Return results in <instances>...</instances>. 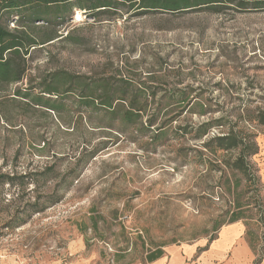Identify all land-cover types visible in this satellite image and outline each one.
Listing matches in <instances>:
<instances>
[{"label":"rangeland","instance_id":"374dc122","mask_svg":"<svg viewBox=\"0 0 264 264\" xmlns=\"http://www.w3.org/2000/svg\"><path fill=\"white\" fill-rule=\"evenodd\" d=\"M131 3L96 17L75 8L44 24L58 38L28 56L22 82L0 84V264H148L156 251L164 257L173 246H207L215 228L240 211L237 193L243 204L253 196L243 194L239 172L228 173L232 184L240 180L236 194L224 192L214 156L201 147L205 138L194 133L223 117L234 124L244 107L264 110V9L238 11L232 4L220 12L138 15ZM7 17L9 29L20 27L16 15ZM59 70L146 83L155 93L150 114L161 102L182 100L183 90L192 107L152 141L155 128L109 129L102 116L90 122L76 94L64 100L62 118L14 95ZM166 123L161 114L158 125ZM243 125L257 134L252 164L264 203V126ZM243 211L255 216L257 209ZM243 222L260 237L252 246L259 264L264 229Z\"/></svg>","mask_w":264,"mask_h":264},{"label":"trees","instance_id":"16d2710c","mask_svg":"<svg viewBox=\"0 0 264 264\" xmlns=\"http://www.w3.org/2000/svg\"><path fill=\"white\" fill-rule=\"evenodd\" d=\"M126 1L132 2L130 10L138 15L141 12L158 10L180 12L206 9L220 12L223 7L232 4H236L234 8L238 11L264 9V0H139L138 2L132 0H0V84L12 85L22 82L28 70V56L36 48L58 38L56 33L44 31V24L50 26L63 20L65 13H72L75 8L89 11L96 17L97 12L117 10L118 3ZM5 15L8 16V20L16 15L20 27L14 30L9 29L4 21ZM36 23H43V25L38 27ZM37 29L41 34L34 36L32 32L36 33ZM34 90H39V93L34 94ZM73 94L78 96L79 106L88 112L90 122H93L94 116L96 120L102 116L99 122L106 123L107 125L103 127L109 129L114 128V123H120L126 129L140 124L145 133L155 128V134L151 137L152 141L165 136L170 129L167 125L172 124L179 117L177 114L182 115L192 107L188 99L189 94L183 90L179 93L182 100L175 104L161 102L150 114L149 97L155 96L151 87L143 82L136 84L119 73L95 78L76 75L65 70L54 71L44 76L38 86L16 89L14 95L23 99L29 106L50 109L62 118L61 114L65 108L64 100ZM204 113L205 111L201 112L202 115ZM161 114L165 116L167 123L159 126L158 120ZM243 124L264 126V110L257 108L251 110L249 107H244L237 121L232 125H228L223 117L203 123L195 129L194 138L198 140L205 138L201 147L215 158L212 165L221 174L219 183L223 186L224 192L236 194L241 187L240 180L232 184L228 173L239 172L246 178L243 194L251 192L253 194L249 201L243 204L240 201L242 193H237L235 208L240 211L232 212L229 221L219 224L214 233L226 224L245 220L253 221L258 227L264 229V203L257 186L259 178L253 172L252 164V158L259 153L260 148L257 143V134L247 130ZM179 129L185 130L183 127ZM212 129H218L220 132L210 136ZM223 179H225L224 183L221 182ZM252 208L257 209L255 216L245 215L243 210L250 211ZM246 226L248 227L247 224ZM247 236L251 238L250 243L253 247L260 239L248 229ZM216 238L217 236L212 235L209 244ZM162 255V251L151 253L148 262H154Z\"/></svg>","mask_w":264,"mask_h":264},{"label":"crops","instance_id":"0c3cea01","mask_svg":"<svg viewBox=\"0 0 264 264\" xmlns=\"http://www.w3.org/2000/svg\"><path fill=\"white\" fill-rule=\"evenodd\" d=\"M205 246V242L173 246L164 257L148 264H254L257 261L243 221L223 226L217 238ZM259 264H264V256Z\"/></svg>","mask_w":264,"mask_h":264},{"label":"bare ground","instance_id":"6f19581e","mask_svg":"<svg viewBox=\"0 0 264 264\" xmlns=\"http://www.w3.org/2000/svg\"><path fill=\"white\" fill-rule=\"evenodd\" d=\"M81 17V14L80 13H78V16H77V18H80Z\"/></svg>","mask_w":264,"mask_h":264}]
</instances>
